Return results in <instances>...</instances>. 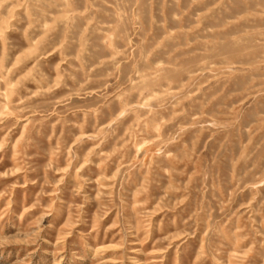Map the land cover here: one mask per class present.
<instances>
[{
  "label": "rangeland",
  "instance_id": "rangeland-1",
  "mask_svg": "<svg viewBox=\"0 0 264 264\" xmlns=\"http://www.w3.org/2000/svg\"><path fill=\"white\" fill-rule=\"evenodd\" d=\"M0 264H264V0H0Z\"/></svg>",
  "mask_w": 264,
  "mask_h": 264
}]
</instances>
